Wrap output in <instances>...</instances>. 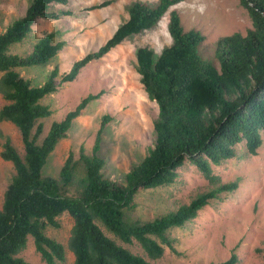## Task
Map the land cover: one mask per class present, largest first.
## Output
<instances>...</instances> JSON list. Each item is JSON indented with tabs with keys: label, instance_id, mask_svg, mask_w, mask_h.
Here are the masks:
<instances>
[{
	"label": "trees",
	"instance_id": "trees-1",
	"mask_svg": "<svg viewBox=\"0 0 264 264\" xmlns=\"http://www.w3.org/2000/svg\"><path fill=\"white\" fill-rule=\"evenodd\" d=\"M71 0H31L24 16L0 32V94L6 104L0 122L15 125L21 135L24 155L7 139L1 158L13 164L15 175L4 194L0 209V264H32L18 255L28 237L46 264H66L65 246L46 234L48 226L59 228L67 213L73 220L68 249L74 264H155L166 247L175 249L172 230L183 228L199 212L239 183L222 182L213 166L238 157L237 146L245 142L246 156L257 155L264 134V0H240L252 20L246 34L234 33L218 40L213 57L200 47L205 34L186 30L179 12L173 9L185 0H158L155 4L132 3L129 18L97 51L77 61L60 76L55 68L41 85L22 74V69L51 63L65 47L56 33L42 37L33 51L22 55L12 49L30 38L39 19L58 20L72 15ZM112 0L93 9L109 6ZM169 13L168 32L172 44L158 55L145 46L136 51L137 72L159 114L154 121L155 143L147 156L124 176L114 181L103 174L100 156L105 126L103 119L90 153L81 146L79 158L70 152L59 177L44 175L58 144L82 116L88 105L102 97L90 94L61 121H54L44 138L43 120L54 114L47 97L74 82L90 63L105 58L126 40L155 29ZM191 162L210 181L191 201L158 215L153 220L134 216L139 190H156L177 182L179 170ZM127 245L138 246L147 258L109 237L104 229ZM264 264V249L262 250ZM233 253L219 264H238Z\"/></svg>",
	"mask_w": 264,
	"mask_h": 264
},
{
	"label": "rangeland",
	"instance_id": "rangeland-1",
	"mask_svg": "<svg viewBox=\"0 0 264 264\" xmlns=\"http://www.w3.org/2000/svg\"><path fill=\"white\" fill-rule=\"evenodd\" d=\"M30 1L0 0V32L24 16ZM106 1L109 0H71L65 7L72 15L58 20L39 19L30 38L15 46L12 53H31L37 42L49 33H56L55 39L66 44L51 63L22 69V74L31 78L35 85L43 84L56 67L60 76L64 75L77 61L97 51L113 36L118 27L128 20V9L132 3L142 1L155 4L158 0H112L107 7L93 9ZM173 9L179 12L186 30L197 29L205 34L206 40L199 50L209 58L214 56L220 38L234 33L246 34L253 27L240 0H185ZM168 21L169 13L155 29L126 40L102 60L90 63L74 82L65 84L44 100L51 105L54 114L43 120L42 138L54 121H61L82 99L104 92L101 98L88 105L67 138L58 144L44 169L45 176L58 178L70 152L78 159L81 146L90 153L106 116H110L111 121L105 126L100 152L106 162L102 171L105 177L123 181L132 167L147 156L155 143L154 121L159 108L156 102L150 100L140 82L136 51L148 46L159 55L166 46H170L172 39L168 32ZM5 104L0 94V109ZM7 139H11L24 155L18 128L12 123L0 122V209L5 191L16 173L13 164L1 158ZM262 139L263 145L257 155L246 156V144L243 142L237 146L238 157L213 166L214 174L222 182L237 181L238 189L211 201L185 227L173 229L171 233L176 238L175 249L166 247L164 256L153 261L155 264H219L233 253L239 257L238 264L263 262L264 134ZM179 173L173 185L156 190H139L136 198L138 208L134 216L153 220L160 214L189 203L199 189L204 190L210 185V181L191 162H187ZM58 220L60 227L48 226L46 234L65 246L66 264H74V256L68 249L74 220L67 213ZM104 231L133 253L147 258L138 244H124L106 229ZM18 257L32 264H46L37 252L32 236L28 237L27 245Z\"/></svg>",
	"mask_w": 264,
	"mask_h": 264
}]
</instances>
